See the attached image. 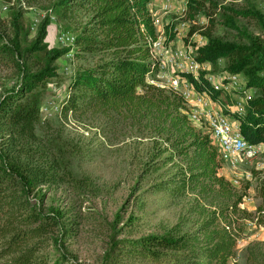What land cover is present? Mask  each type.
I'll return each mask as SVG.
<instances>
[{"label":"trees","instance_id":"1","mask_svg":"<svg viewBox=\"0 0 264 264\" xmlns=\"http://www.w3.org/2000/svg\"><path fill=\"white\" fill-rule=\"evenodd\" d=\"M17 1L0 20V67L12 70L16 79L0 96V264H51L50 251L65 256V241L74 238L76 227L88 219L73 209H45L43 187H65L80 207L101 191L90 174L72 170V158L82 154L79 143L64 136L61 127L37 133L48 83L66 53L45 42L52 14L75 34L74 59L90 63L75 68L60 116L104 119L102 132L113 140L133 138L134 145H144L146 160L139 162L141 172L130 190L137 212L126 220L119 212L114 215L104 264H120L123 248L128 259L143 264H228L236 255L244 221L264 231V178L258 177H264V171H253L261 202L249 212L241 206L250 183L237 189L221 175L220 151L206 127L190 122L179 93L148 80L157 73L146 43L148 36L155 38L150 0ZM23 6L50 13L33 36ZM217 10L212 0H189V35L205 39L202 46L193 44V58L212 64L213 74L223 71L244 78L245 89L253 91L252 100L242 115L225 114L238 122L248 143L264 145V39L237 26L238 18L263 24V14L251 5L220 8L223 23L240 35L234 42L216 34ZM201 14L207 22H199ZM219 60L224 61L222 71ZM205 74L183 77L214 102L227 98L212 88ZM178 207L173 223L158 221L155 233L131 238L133 223L144 213ZM124 234L129 238H119ZM245 264H264V240L248 244Z\"/></svg>","mask_w":264,"mask_h":264},{"label":"rangeland","instance_id":"2","mask_svg":"<svg viewBox=\"0 0 264 264\" xmlns=\"http://www.w3.org/2000/svg\"><path fill=\"white\" fill-rule=\"evenodd\" d=\"M166 2L170 6L169 11L162 9L163 4ZM188 2L189 0H150L148 8L150 16L156 15L161 21V25L155 27V37L160 39L162 44L171 52L184 49L189 51L193 57V44L196 47L202 46L205 43V39L198 34L189 35L192 21L186 11ZM212 2H216L218 5L215 18L219 20V25L217 26L216 34L225 40L238 42L240 35L223 23V20L218 15L220 8L230 5H234L236 8H245L247 5H251L263 14L264 20V0H212ZM17 3V0H0V20L6 19L9 9L16 6ZM4 6L7 7L6 12L2 10ZM206 7H210L208 1H206ZM23 9L25 17L30 23L33 36L36 34L43 19L50 13L38 7L23 6ZM221 12L223 11L221 10ZM198 20L200 23L207 22V18L202 14L198 16ZM237 26L246 29L248 33L254 36H260L261 39H264V23L260 24L254 19L238 18ZM63 33L69 34L75 41L74 32L68 31L64 23L59 22L52 14L45 42L50 48L63 50L66 53L56 62V76L48 83L45 99L41 107L42 125L37 128V133L41 135L48 132L47 128H52L55 131L58 127H61L64 131V136L79 143L82 146V154L72 158V170L78 175L83 173L90 174L94 183L101 187V191L97 192L95 197H88V201L80 207V202L65 187L42 188L45 194V209L59 208L65 212L73 209V213H80L88 218L81 221L76 227V236L65 241V256L62 257L60 254L50 251L51 264L55 260H59L62 264H104L103 256L108 246V238L111 234L110 224L114 220V215L119 212L126 220L131 212H137L136 207L131 202L133 198H130V190L141 172L139 162L146 160V157H142L144 145H134L133 138L121 137L118 140H113L110 134L102 132L105 125L104 119L79 121L71 114H68L66 119L60 116L61 102L65 98L66 87L74 75L75 68L79 64L86 66L90 64L83 61L77 62L73 57V47L61 45L58 42V37ZM217 64L219 70L222 71L224 61L219 60ZM200 72H206L205 75L225 76L223 71L213 74L212 64H207L206 68ZM174 74H178L177 69L168 66L162 72H157L153 78L148 77V80L153 79L155 83L157 81L160 85H164L166 78ZM15 80L12 70L0 67V96L5 89H9L12 86ZM241 82L245 83L242 77ZM226 95L228 97H223L221 102L223 105H230L235 102L239 93L232 91L229 95ZM226 115L229 116V114ZM229 117L233 120L231 116ZM47 123L49 124L47 125ZM132 154H135L136 159L132 158ZM260 170H264V151L258 158L243 163L236 172L229 175L230 180L236 179L238 181L237 189L244 182L250 183L247 196L241 206V208L249 212H254L261 202L257 197L259 181L253 176V171ZM258 177L259 180L264 178ZM180 209L181 207L172 208L159 214L151 211L144 213L145 215L139 213V215L142 214L141 216L144 215V218L133 223L130 232L134 235L131 238L137 239L140 236L155 233L154 225L158 221H165L164 223L168 225L173 223ZM69 214L71 215V213ZM243 226L244 230L237 243L236 255L229 260L228 264H245L248 244L264 240V231L261 228L256 227L249 221H244ZM119 238L128 239L129 237L124 234L120 235ZM125 251L126 249L123 248L119 254L118 260L120 264H143L128 259L129 257L125 255Z\"/></svg>","mask_w":264,"mask_h":264},{"label":"built area","instance_id":"3","mask_svg":"<svg viewBox=\"0 0 264 264\" xmlns=\"http://www.w3.org/2000/svg\"><path fill=\"white\" fill-rule=\"evenodd\" d=\"M169 7L168 2H166L162 9L169 11ZM2 10L6 12L7 7H2ZM151 20L154 28L161 25V21L156 15L151 16ZM146 41L151 60L157 63V72H162L168 66L175 67L178 72V74L167 77L164 85H160L157 81L155 83L153 79L150 82L182 96L187 106L188 119L196 127H206L212 141L219 148L223 166L234 173L243 163L258 158L264 151V145L248 143L239 130L238 122L225 114V111H232L242 115L253 98V91L245 89V83L241 82V77L227 73H224L225 76L205 75V79L214 90L222 91L228 95L232 91L239 93L232 105L214 102L206 93L198 92L194 85L183 77L185 74L197 78L207 64L198 63L187 50L178 49L171 52L156 37L148 36ZM58 42L61 45L73 46L74 38L63 33L58 37ZM230 182L234 187L238 184L236 179H232Z\"/></svg>","mask_w":264,"mask_h":264},{"label":"crops","instance_id":"4","mask_svg":"<svg viewBox=\"0 0 264 264\" xmlns=\"http://www.w3.org/2000/svg\"><path fill=\"white\" fill-rule=\"evenodd\" d=\"M220 173L222 176H224L225 179L230 180L229 175L232 173L228 168L223 166L220 170Z\"/></svg>","mask_w":264,"mask_h":264}]
</instances>
